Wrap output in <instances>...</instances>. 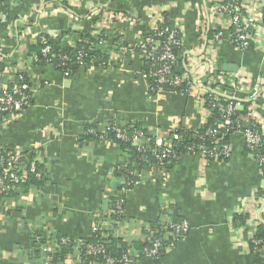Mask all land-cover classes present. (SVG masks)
<instances>
[{"label": "crops", "instance_id": "crops-1", "mask_svg": "<svg viewBox=\"0 0 264 264\" xmlns=\"http://www.w3.org/2000/svg\"><path fill=\"white\" fill-rule=\"evenodd\" d=\"M259 1L255 16L264 27V0ZM210 7V0H0V81L20 73L47 84L24 111L0 119V150L24 153L26 159L34 155L44 163L46 179L42 188L0 202V264H30L28 247L38 235L59 234L77 245L91 234L95 217L108 213L105 200L118 194L125 155L111 140L79 141L84 128L137 122L165 137L181 125L188 130L202 125L208 112L196 95L203 94L208 69L202 62L208 53L244 90L260 88L252 102L246 93L236 94L246 102H235V110L243 127L253 122L264 133V30L260 45L239 50L228 19L214 16ZM165 20L182 34L177 72L198 80L197 91L189 95L150 96L140 56L118 48L133 46ZM96 28L105 36L106 65L65 77L51 66L30 64V46L39 35L68 47ZM229 143L227 163L187 155L170 167L164 181L146 170L126 196L128 220L113 228L114 235L125 242L143 239L147 223L171 204L189 231L174 249L135 264H264V251L249 247L257 226L264 225V177L241 132L233 133ZM233 214L247 216L242 226ZM45 247L55 249L51 241ZM65 264L78 260L68 258Z\"/></svg>", "mask_w": 264, "mask_h": 264}, {"label": "built area", "instance_id": "built-area-1", "mask_svg": "<svg viewBox=\"0 0 264 264\" xmlns=\"http://www.w3.org/2000/svg\"><path fill=\"white\" fill-rule=\"evenodd\" d=\"M257 1L260 2L259 0H210V10L214 14V16H219L221 18L226 17L228 19L230 28H232V43L239 50H248L251 45L254 46L261 44V39L263 36V33L261 31L264 30V27L262 26L260 19H257V17L255 16L257 10L261 8L259 7L260 4L257 3ZM179 28V26H164V22H160V24L152 30L151 33L153 35L147 36L143 40L139 39L133 46L123 47L122 45H119L118 48L120 52L127 51L128 53H136L137 55H139L142 61V67L145 66L150 68L148 75L149 77L154 78L158 85L169 84V86H179L182 83H186L189 89L186 95H189L193 91H197L196 84L193 82L192 77L185 73H180V76L173 75V73L177 71V56L173 52V49L177 48L180 50L183 43L181 30ZM92 36L96 38L103 36L105 38L103 31H100L99 28H96V30H94V34H92ZM37 41L43 46L41 49V54L44 57H49L47 60V62L49 63L48 66L51 65V61L56 57L60 62V66H65V63L69 62V58L66 55H56L52 51L47 39L44 37V34L39 35L33 42V45L36 44ZM104 42L105 40H100L99 44L96 46V48L101 50L102 52H104L105 50L104 47H102V44ZM76 44L74 46L68 47H62L60 45V47L62 49L75 48ZM92 50H94V45L90 43L87 47L86 52L79 51L77 53L76 65H79L81 67L84 66L85 64L83 62V58L87 57V51L91 52ZM32 59L37 61V58L35 56H33ZM203 60L204 61L202 63L208 65V73L205 74L207 76L204 78L203 85L201 86L203 94L196 95V97L200 107L205 111L208 112L209 110L207 108L204 95L208 93L209 90H213L214 92L233 98H237L236 94L243 92L247 94L248 99L251 102L259 97L261 91L258 86H254L250 90H244L243 83L241 81H235L232 75L226 74L219 66H217L215 57L212 56V54L208 53L207 55H204ZM17 75L19 80L21 81L23 74L17 73ZM68 75V72H65L63 74V76L65 77H67ZM144 78L146 79V75H144ZM41 82V79H36L34 82L32 81L31 87H28L26 84H14L11 86V88H9L8 84L12 83L11 80L4 79L3 81H0V114L8 117L22 112L26 108H28L31 105L32 100L34 99L36 92L41 88L47 87L46 83L42 82L41 85ZM159 92L162 91L159 89L157 93ZM211 94L216 96L215 98H212L210 100L211 106L217 108L220 112L223 113L222 121L217 122L215 126L218 128L232 127L231 129L235 130L233 133L241 132L243 134L246 149L256 156L258 165L262 167V169L260 168V171L264 177V157L258 153V148L263 143L262 138L264 136V133L260 129L259 131H257L255 127L257 125L253 122H249L247 127H243L241 125L239 117L234 118L235 127L233 129L232 117L236 112L235 106L230 104L227 107H224L220 103L221 101L218 99L224 97H219L213 93ZM122 128L123 125H119V127L115 129L116 137L119 139H126L125 129ZM153 132L154 133H148V138L144 140L146 142L142 141V137L144 135L141 132H136L134 137L132 138V141L134 144L138 145L140 149L146 151V144L149 142V139L154 140V147L153 149H151V153L154 155L157 162L152 164L146 170L150 171L152 176H159L161 181H164L168 175V173L163 172L164 161L168 160L166 161L165 166L169 167L176 163L174 162L176 158L172 153L173 151L171 140H175L177 139V137L169 135V133H167V135L164 137L159 134L160 132ZM196 137H193L192 139H196ZM198 138L199 137H197V139ZM220 140L221 139H215L213 145H217ZM196 154H199L205 161H207V157H212L214 159H217L218 157H221V159H229L231 155V146L230 143H228L226 145H223L218 150H216V147L208 149L204 146H200L199 153ZM20 160L21 157L14 152H8L6 154V157L0 160V195L7 194L9 193V191H16V185L24 181V179L26 178V173L21 171L23 165ZM36 162L37 160L34 159L29 165V171L31 173H35ZM215 163L222 162L215 161ZM134 175L138 180L142 181L141 177L143 176H141L137 172H135ZM122 178L123 179L120 184L119 196H127L131 191H128L127 189H124L122 187L126 182V178L124 175ZM124 209L125 205L123 204V201L115 204L114 209L110 210L109 212V215H112L111 217H109L110 221L112 220L117 222L118 216L124 213ZM102 227H105V222L100 220V217H95L92 224L91 234L99 231ZM168 227L173 229V232L172 240L166 252L174 249L177 244L184 239L189 231V225L185 220L177 224H172ZM60 242L61 244L65 245L66 243L70 242V240H68L67 238L61 239ZM250 242L254 245L260 243L259 241H254L252 239L250 240ZM160 249L161 243L157 240L152 242L150 248L145 249L142 254L145 255V258L147 260H155L161 256ZM102 250V244H96L94 246L90 245L87 246L86 254L96 255L101 253ZM261 251H264V247ZM48 252L49 251L47 250V247H45L43 250V255L45 253L47 254ZM135 262V260L126 255L117 261L111 258L106 260L107 264H135ZM43 264H50L48 257L46 260H44ZM79 264L84 263L79 262Z\"/></svg>", "mask_w": 264, "mask_h": 264}, {"label": "trees", "instance_id": "trees-1", "mask_svg": "<svg viewBox=\"0 0 264 264\" xmlns=\"http://www.w3.org/2000/svg\"><path fill=\"white\" fill-rule=\"evenodd\" d=\"M52 0H47L46 2H50ZM168 22L164 21V26H167ZM153 35L149 33L147 36ZM141 37L140 40H143L145 37ZM214 33L210 32L208 34V38H213ZM44 37L47 39L48 44L50 45L52 51L56 55H66L69 58V62L65 63V66H60V62L57 60L58 58H54L51 61V67L60 73L64 74L68 72L69 76H72L76 73L79 69H88L94 67L98 64L106 65L108 59L106 53L102 52L101 50L97 49L96 46L99 44L100 40H105L103 36L98 38L93 37L92 34L84 35L81 37V40L76 44L75 48H66L62 49L58 41L50 40L47 35L44 34ZM92 43L94 45V50L91 52L87 51V57L83 58L84 66L76 65V58L77 53L79 51L87 50L88 45ZM42 44L38 41L36 44L30 46V54L31 56H35L37 61L31 59L30 64L37 68L48 66V56L44 57L41 54ZM252 48L249 47V49ZM173 52L177 56V64L178 66L181 61V49L174 48ZM150 71L149 67H142V73L146 75V81L148 85V93L150 96H154L157 91L160 89L162 92H173L176 94H183L186 95L189 91L188 86L186 83H182L179 86H169L166 85H158L154 78L149 77L148 73ZM184 73V72H183ZM173 75L180 76L179 72L173 73ZM18 84H26L28 87L32 86V82L27 75L22 76V80L20 81L18 76L12 80L11 84H8V87L11 88L12 85ZM42 85V82L40 83ZM206 99V105L208 108V116L207 119L195 130H188L187 128L183 127L182 125L169 130V135L176 136L177 139L171 140L172 145V153L173 156L176 158L174 162L179 161L183 157L187 155H192L199 153V147L204 146L208 149H212L216 147V150L220 149L223 145L229 143V138L235 130H232V127H223L218 128L215 126L217 122L222 121L223 113L220 112L217 108L212 107L210 104V100L215 98L216 96L212 95L210 92L204 95ZM221 104L224 107L228 105H234L235 102L229 99L218 98ZM33 102V100H32ZM32 104V103H31ZM244 107H247V104H243ZM242 115L241 113L235 112L232 117V126L233 129L235 127L234 118L239 117ZM6 116L0 114V119L5 118ZM120 124L108 122L105 124H91L83 129V135L79 138V141H112L118 148L123 152L125 155V164L120 168V172L118 173V177L126 178L125 184L122 186L124 189L128 191H132L136 188L137 184L141 181L136 178L134 175L135 172L140 174L141 176L145 175L146 169L149 168L152 164L156 163V159L154 155L151 153V149L154 147V140L149 139V142L146 144L147 150L143 151L140 147L133 143L132 138L134 137L136 132H141L144 136L142 137V141L148 138L149 131L146 130L140 123H128L123 125L126 133V139H119L116 137L115 129L119 127ZM122 127V126H121ZM256 130L259 131L258 126H255ZM122 128V129H123ZM151 133H154L153 131ZM213 133V134H211ZM199 137L197 139V137ZM196 137V139H192ZM215 139H221L217 145H213ZM263 143L258 148V153L264 157V136H263ZM248 151V150H247ZM10 152L17 153L21 160L25 163L22 164L23 167L21 168L22 172L26 173V178L24 181L18 183L16 185V191H9L7 194L0 195V202H4L9 200L10 198L18 195V192L27 193L29 190L40 189L45 185V178H44V163L43 162H36L35 163V173H31L29 171L30 163L35 159L34 155H30L27 159L24 156V153H18L15 151H7V150H0V160L6 157V154ZM27 155V154H26ZM208 162H222L227 163L228 159H221L218 157L214 159L212 157H207L206 159ZM166 161L163 164V172L168 173L170 170L169 166H165ZM259 169L260 165H258ZM37 175V176H36ZM143 180L144 177H141ZM123 179V178H122ZM120 190V187L119 189ZM127 197L126 196H119V191L116 196H109L105 200V207L108 210V213L102 214L100 220L103 222H110V218L112 215H109L110 210L114 209L115 204L123 201V204H126ZM100 212V211H99ZM101 213V212H100ZM165 218V219H164ZM247 216L243 215H235L233 214V220L239 222V225H243ZM128 220L125 217V214L118 216L117 222L113 223L112 225L107 228L102 227L99 231L90 234L88 237L83 238L82 240L78 241L77 245H75L72 241L66 243L65 245L61 244V239H66L65 237L55 234L50 235L48 238H43L42 236L38 235L36 241H32L29 244V262L30 264H43L44 260L49 258L50 264H65L68 258H74V260H78L79 262L84 264H107L106 260L111 258L114 260H119L123 256H128L135 261H144L147 260L145 255H143V251L145 249L150 248L151 243L154 241H160L161 243V256L165 254L166 250L169 247V244L172 240V232L173 229L169 228L168 226L172 224H177L182 222L184 219L181 216L179 210L174 205H169L164 209H161L158 213L157 219L152 223H147V230H143L144 237L143 239H133L130 242H125L122 238L115 236L113 233V228L119 226V224L125 223ZM169 224V225H167ZM167 225V226H165ZM118 229V228H117ZM252 240L259 241L260 243L257 245L252 244L249 241V247L251 251L254 253H259L262 248L264 247V225L260 224L256 228V232L254 233ZM51 241L52 244L55 246L54 251L45 253L43 255V250L46 246V243ZM96 244H102L103 250L101 253L96 255H88L86 254L87 246H94ZM79 246V247H78ZM118 264V263H115Z\"/></svg>", "mask_w": 264, "mask_h": 264}, {"label": "water", "instance_id": "water-1", "mask_svg": "<svg viewBox=\"0 0 264 264\" xmlns=\"http://www.w3.org/2000/svg\"><path fill=\"white\" fill-rule=\"evenodd\" d=\"M204 49H205V47H204ZM204 49H203V51H204ZM204 66L206 67V68H208V65L207 64H204ZM224 68V70L226 71V72H229L230 71V69L228 68V67H223ZM198 80H196V81H194V83L196 84V82H197ZM209 90V89H208ZM209 92H211V93H213V94H215V95H217V96H219V97H224V98H227V99H229V100H231V101H234V102H246V101H241V100H239L238 98H233V97H230V96H227V95H223V94H220V93H217V92H214L213 90H209ZM250 102V101H249Z\"/></svg>", "mask_w": 264, "mask_h": 264}]
</instances>
